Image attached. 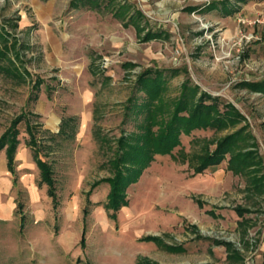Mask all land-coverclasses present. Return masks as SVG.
I'll return each mask as SVG.
<instances>
[{
	"label": "rangeland",
	"instance_id": "374dc122",
	"mask_svg": "<svg viewBox=\"0 0 264 264\" xmlns=\"http://www.w3.org/2000/svg\"><path fill=\"white\" fill-rule=\"evenodd\" d=\"M69 1L0 0V26L22 47L19 67L27 72L22 80L0 74V134L22 111L39 116L37 144L50 164L57 199L53 208L21 121L15 184L0 151V214L6 216L0 218V264H262L264 177L261 192L253 184L264 172V94L238 83L264 78V0H112L99 9L72 8ZM212 3L229 13L219 5L205 9ZM133 11L141 13L137 25L144 30L127 21ZM147 29L162 35L144 41ZM249 33L257 39L239 40ZM129 62L133 66L125 67ZM146 68L168 76L157 103L176 99L188 79L244 119L179 135L171 153L154 155L125 189L127 205L110 218L103 206L108 185H91L112 176L108 160L118 137L137 131L125 106L130 95L142 96L134 82ZM170 69L177 73L169 75ZM35 78L42 80L36 91ZM166 110L156 120L166 118ZM67 116L76 118L74 137L47 139L43 130L56 133ZM240 126L245 131L233 152L254 149L260 168L232 172L226 153L217 165L194 173L198 156ZM235 206L247 211L238 217ZM144 236L179 249L168 251ZM213 241L227 243L238 260L226 258Z\"/></svg>",
	"mask_w": 264,
	"mask_h": 264
},
{
	"label": "trees",
	"instance_id": "16d2710c",
	"mask_svg": "<svg viewBox=\"0 0 264 264\" xmlns=\"http://www.w3.org/2000/svg\"><path fill=\"white\" fill-rule=\"evenodd\" d=\"M111 2L112 0H70L69 6L72 8L99 9ZM218 5L216 3L208 4L205 9H216ZM219 8H224L225 14L229 13L225 7L219 5ZM187 9L192 10L193 8ZM140 18L141 13L133 11L128 16L127 21L134 28L136 27L142 31L144 30L142 26L137 25V21ZM10 25L13 28L15 27L14 22H11ZM161 35V30L147 29L143 33L142 40H151ZM19 50H22V47L15 41V38L0 26V74L2 76L11 80H22L27 74L25 69H20L19 67V64L21 65L18 55ZM131 66H133V63L129 62L125 64V67ZM176 73L177 70L175 69L169 70V75H175ZM167 77H165L163 70L155 68L143 69L137 75L134 82V90L140 92L142 96L130 95L127 98L125 106L126 111L133 115L135 121L137 120L135 125L137 131L118 137L117 151L113 158L108 160L112 167V176L94 182L91 185V188L98 185L99 182H105L108 185L106 201L103 206L110 218L115 217V212L120 207L127 205L125 189L130 184L136 182L154 155L171 153V150L179 144V135H187L194 129L220 130L238 124L244 119L232 106L225 102L220 103L217 98L199 91L196 85L189 82L188 79H184L180 84V90L176 99L167 102L165 105L167 107V117L156 120V114L165 107L163 103L157 102L164 90ZM40 83H42V80L35 78L31 83V88L36 91ZM238 85L264 94V78L253 81H241ZM38 117L33 112L22 111L11 119L8 127L0 134V151L2 150L4 153L6 170L13 176L14 154L19 143L17 124L22 121L27 135L25 144L28 146L31 160L38 170L39 182L46 186V195L51 198L52 207L55 208L57 206V199L52 170L50 164L42 158L40 154L41 148L37 144V132L41 128L40 124L35 120ZM262 124L264 125V120ZM153 125H156L155 130L151 128ZM75 128L76 118L74 116H67L60 118L56 133H52L49 130L43 131L48 135L47 139L53 141L58 136L65 139L73 138ZM244 131L245 127L240 126L238 129L217 139L212 150L205 151L198 156L199 164L195 166L194 173L199 174L207 167L217 165L226 153L229 154L227 166L232 172H239L244 167L246 168V166H254L256 169H259L261 158L254 149L244 152H233L236 141ZM42 147L49 148V145H43ZM263 177L264 172L254 178V191H262ZM15 182L16 179L13 176L12 183L15 184ZM246 211V209L239 206H235L234 208V212L238 217H241ZM22 220L23 218L20 215V225ZM142 240L151 241L158 246H163L168 251H177L179 249L178 247L163 244L157 236H144ZM83 241L84 239L81 236V246H83ZM213 242L224 247L226 258L238 260V254L230 252L227 243L220 241ZM262 264H264V251L262 252Z\"/></svg>",
	"mask_w": 264,
	"mask_h": 264
},
{
	"label": "built area",
	"instance_id": "2783aa9c",
	"mask_svg": "<svg viewBox=\"0 0 264 264\" xmlns=\"http://www.w3.org/2000/svg\"><path fill=\"white\" fill-rule=\"evenodd\" d=\"M242 39H243V40H242ZM255 39H257L256 36H253L251 33H249V34H244V35H242V36L239 38V40H242L243 43H246V42H248V41H250V40H255ZM238 45H239V41H238ZM107 63H108V59H107V58H102V65H103V66H106Z\"/></svg>",
	"mask_w": 264,
	"mask_h": 264
},
{
	"label": "crops",
	"instance_id": "0c3cea01",
	"mask_svg": "<svg viewBox=\"0 0 264 264\" xmlns=\"http://www.w3.org/2000/svg\"><path fill=\"white\" fill-rule=\"evenodd\" d=\"M4 214L8 215V213H6V212ZM0 218L1 219H6V216L5 215L3 216L2 214H0Z\"/></svg>",
	"mask_w": 264,
	"mask_h": 264
}]
</instances>
